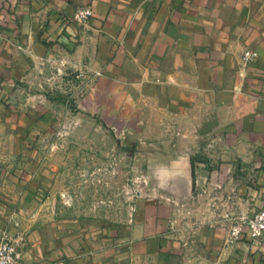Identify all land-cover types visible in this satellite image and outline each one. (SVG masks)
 Returning <instances> with one entry per match:
<instances>
[{
	"label": "crops",
	"instance_id": "0c3cea01",
	"mask_svg": "<svg viewBox=\"0 0 264 264\" xmlns=\"http://www.w3.org/2000/svg\"><path fill=\"white\" fill-rule=\"evenodd\" d=\"M82 6L92 7L91 19L72 23ZM248 49L258 58L246 64ZM50 58L94 66L121 84L148 86L164 106L195 102L203 126L206 111L218 110L209 124L228 147L237 139L246 143L249 129L264 124V0H0L1 128L39 123L13 111L34 65ZM25 137H0L11 147L0 157L29 159ZM169 157L153 171L172 174V189L190 205L192 154ZM42 170L0 161V235H24L20 264H173L186 254L174 218L161 212L135 217L126 230L89 225L76 235L49 236L40 226L31 229L33 217L26 214L44 201ZM261 180L264 185V171ZM197 217V239L211 264H264V236L232 239L219 217Z\"/></svg>",
	"mask_w": 264,
	"mask_h": 264
},
{
	"label": "rangeland",
	"instance_id": "374dc122",
	"mask_svg": "<svg viewBox=\"0 0 264 264\" xmlns=\"http://www.w3.org/2000/svg\"><path fill=\"white\" fill-rule=\"evenodd\" d=\"M102 76L94 66L53 58L34 65L13 113L39 123L0 127L1 138L26 136L29 151V159L0 161L44 171V201L26 214L33 217L30 228L40 226L49 236L76 235L89 225L126 230L135 217L161 212L174 218L177 240L188 248L172 263L211 264L197 239V216L219 217L229 231L264 208V124L249 129L246 143L237 139L228 147L209 124L218 110L206 111L203 126L195 102L164 106L148 86ZM10 148L0 142V151ZM181 153L199 156L190 205L172 189V174L153 171Z\"/></svg>",
	"mask_w": 264,
	"mask_h": 264
},
{
	"label": "built area",
	"instance_id": "2783aa9c",
	"mask_svg": "<svg viewBox=\"0 0 264 264\" xmlns=\"http://www.w3.org/2000/svg\"><path fill=\"white\" fill-rule=\"evenodd\" d=\"M93 15L92 7L82 6L75 10L70 18L72 23L86 24ZM243 61L246 64L255 62L258 58L256 51L248 49L243 53ZM245 235L252 241H258L264 236V208L258 210L251 219L238 224L229 230L232 239H239ZM24 235L22 233H11L4 231L0 235V264H20L22 260V243Z\"/></svg>",
	"mask_w": 264,
	"mask_h": 264
},
{
	"label": "trees",
	"instance_id": "16d2710c",
	"mask_svg": "<svg viewBox=\"0 0 264 264\" xmlns=\"http://www.w3.org/2000/svg\"><path fill=\"white\" fill-rule=\"evenodd\" d=\"M199 160V156L192 157V167H193V172H194V163Z\"/></svg>",
	"mask_w": 264,
	"mask_h": 264
}]
</instances>
